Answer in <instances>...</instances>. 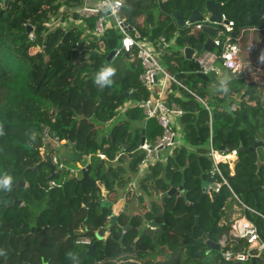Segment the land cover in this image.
Masks as SVG:
<instances>
[{
    "label": "trees",
    "instance_id": "1",
    "mask_svg": "<svg viewBox=\"0 0 264 264\" xmlns=\"http://www.w3.org/2000/svg\"><path fill=\"white\" fill-rule=\"evenodd\" d=\"M200 1L168 0L160 7L167 18L176 9L186 15L189 5ZM215 1L224 2V11L236 20L237 26L262 25L254 9L243 11L242 0ZM83 2L0 0V123L4 125V135L0 136V176L13 177L11 191L0 190V249L5 252L0 256V264L16 263L20 252L25 260L40 264L39 256L35 261L30 256L35 249L47 254L46 258L54 249L60 250L65 255L59 263H89L80 254L76 260L67 256L80 248L81 234L77 229L84 226L96 230L108 223L111 213L101 203H117L123 197L119 190L128 189L140 171L143 136L153 142L162 133L158 121L147 119L142 108L135 103L125 106L132 98L128 92H135L136 100L158 95L157 89L149 90L139 79L143 71L141 60L135 51L121 52L107 60L120 33L111 29L100 40L93 37L96 19L77 13ZM149 6L144 0H129L122 13L128 23L136 26L140 36H150L148 27L153 25L152 37L162 40L164 30L167 29L168 37L173 24L156 19ZM141 14L145 15V22L140 26L136 19ZM58 19L61 20L57 25L48 27V23ZM78 20L81 24L75 23ZM186 30L182 32L186 34ZM31 32L35 35L33 40ZM182 42L185 44V40ZM193 42L197 44L194 38ZM166 56L169 70L201 96L210 110L187 90L173 85L174 91L166 95L167 100L177 102L185 111L173 121V126L182 133L180 145L167 155L165 162L147 168L140 180L139 200L142 204L149 198L150 206H143L137 214L126 209L118 212L103 248L109 257L134 255L163 262L158 264H237L224 260L221 254L213 259L208 257L216 250L208 249L200 239L195 226V203L200 226L213 241L218 242L230 232L234 222L227 215L230 200L237 202L255 222L264 238V164H257L258 159L264 163V145L256 153L249 149L257 140L264 142V54L255 63H245L239 76L229 74L221 78L216 87L219 93L212 97L200 90L199 83L206 81L196 75L192 61L175 50ZM105 65L117 71L114 83L100 88L94 77ZM188 67L193 68L194 75L186 79ZM33 131L37 134L34 141L30 139ZM211 133L216 148L238 149L241 142L247 147L238 153L234 174L229 163L220 164L230 187L222 184L212 198L204 187L213 168L208 154ZM45 136L73 143V149L88 157L86 164L92 166L90 176L78 181L82 176L76 179L66 173L62 178L59 172L51 185L48 167L33 169L43 159L42 147L52 149ZM102 153L107 159L100 157ZM21 179L26 185H19ZM217 180L221 182V177L217 176ZM99 182L108 191L107 196ZM181 185L185 188L183 193L161 197ZM12 191L23 201L21 204L14 205ZM153 220L160 225L154 229L146 227ZM181 248L182 260L171 262L169 254L172 252L173 256ZM103 257L104 253L100 255ZM241 264L254 263L251 260Z\"/></svg>",
    "mask_w": 264,
    "mask_h": 264
},
{
    "label": "built area",
    "instance_id": "2",
    "mask_svg": "<svg viewBox=\"0 0 264 264\" xmlns=\"http://www.w3.org/2000/svg\"><path fill=\"white\" fill-rule=\"evenodd\" d=\"M159 3L166 0H158ZM125 5V0L117 6L115 0H84L83 5L77 9V13L83 18L93 17L96 19L92 36L97 40L102 39L106 33L114 28L120 33L122 47L116 49L115 56L121 52H136L137 57L141 60L143 71L140 74V81L149 90L157 87L158 95L150 96L146 99L137 100L136 105L143 109L147 119L155 118L162 127V133L152 141H145L141 144V149L144 151L139 169L149 167L159 161H164L168 154L172 153L177 146L180 145V138L182 133L173 126V117L182 116L185 111L177 102H170L166 95L172 92L173 85H178L187 90L196 99L205 104L207 109L209 106L206 101L196 94L195 91L188 88L178 77L169 72L161 63V50L152 41L141 40L134 36L123 16L122 10ZM57 22L48 23V27L57 25ZM187 27L202 29L204 25H210L216 28V36L213 38L214 47L211 50L199 49L196 50L192 56V61L195 64V73L199 67V72L209 74L215 72L220 77L224 71L239 76L245 67V61L241 56V40L246 30L252 27L237 26L234 18L230 17L226 11L221 14V21H212L207 15L202 21L190 23L187 21ZM34 33H30V39L33 40ZM159 44L166 45V39H163ZM210 110V109H209ZM212 115L210 122L212 124ZM47 128L45 132H47ZM66 145L69 150L73 149V143L67 140L53 139L51 149V159L56 166L58 172L73 174L78 178V173L86 167L82 162H76L77 167L70 166L67 159L62 158L59 154V147ZM49 149L42 147L41 154H44ZM208 154L213 161V168L210 171L212 174V183L207 184L205 193L211 198L216 194L222 184L230 187L228 179L223 175L220 167L221 163H235L238 158L237 149H231L226 146L216 148L213 144L212 133L209 139ZM225 152H235V156H225ZM102 159H107L105 154H99ZM87 156H83L85 159ZM88 158V157H87ZM217 176L221 177V182L217 180ZM55 182L51 181L53 185ZM236 196V195H235ZM237 197V196H236ZM238 198V197H237ZM244 205V204H243ZM245 206V205H244ZM262 215L259 212H256ZM264 217V216H263ZM111 215L108 216V219ZM231 234L241 240L244 245L242 248L228 247V237L224 236L220 240L221 256L224 260L233 263H245L253 258H264V238L261 236L259 229L255 222L246 217L235 219L231 226Z\"/></svg>",
    "mask_w": 264,
    "mask_h": 264
},
{
    "label": "water",
    "instance_id": "3",
    "mask_svg": "<svg viewBox=\"0 0 264 264\" xmlns=\"http://www.w3.org/2000/svg\"><path fill=\"white\" fill-rule=\"evenodd\" d=\"M223 8H224V2H219V1H215V0H202L199 3H197L195 6L193 4H190L188 9L190 11L188 17H186L179 9L174 10L171 13L172 18L175 20L176 26L179 27L180 29H191L189 27H187V21L190 23H194L196 21H202L205 16L209 15L212 21L215 22H219L221 21V14L223 12ZM255 13L257 16L259 17H264V0H259L257 2V4L255 5ZM130 29H133V27H130ZM166 30H164L163 32V37H165L166 34ZM200 31L206 36L205 39H199L197 44H194L193 42V37L190 35L185 39V46L183 48V54L185 56L186 59L188 60H192V56L195 53L196 50L199 49H208L211 50L214 47V43H213V38L216 36V28L210 25H204L202 29H200ZM68 36V33L65 35V38L63 39V41H65L66 37ZM136 36L139 37V33L136 32ZM79 47L82 48V43H79ZM117 48H121L122 47V41L121 39L118 40L117 43ZM116 54V49H112L107 57V60H112L115 57ZM199 67L197 68V72L196 75L201 78L202 80L208 82L210 80H213L215 78H217V74L213 71L209 74H204L202 72H199ZM127 95H129L130 97L134 98L136 96L135 92H128L126 93ZM55 111L54 109L52 110V115H54ZM146 137L143 136L142 139V143L145 141ZM261 145H264V142L262 140H257L253 143L252 146L249 147V149L251 151H253L254 153L257 152V148ZM247 147L243 146V143H240V147L237 149L238 153L246 150ZM51 151L49 150L48 152H46L44 154V158L36 164V166L33 169H39L41 166H46L49 168L50 174L48 175V180L54 181V179L58 176V171L56 170V166L53 163L52 159H51ZM59 154L62 158L67 159L68 161L71 162H79L83 159V154L77 150H69L68 147L66 145H61L59 147ZM257 164L259 166L263 165L264 163L260 161V159L257 160ZM91 164H87L86 167L82 170L83 175L81 178L77 179L78 181H83L84 179L88 178L90 176V171H91ZM212 183V174L211 172L209 173V178L207 180L206 183H204V187L206 188L207 184ZM26 182L24 180H20L19 181V185H25ZM101 187H102V183L99 182L98 183ZM185 190L184 186L181 185L179 187H172L170 190L162 193L161 197H167V196H171L173 194H180L183 193ZM12 194L14 195V205L17 204H21L23 201L21 199H19L14 191H12ZM108 192H106L104 195L107 196ZM204 194V193H203ZM124 203V199H120L115 205L110 202V201H103L102 207L107 206L109 209V212L111 213V218L109 219L107 225L100 227L97 231L94 230H90L88 231V235H94L96 237V241L90 245L88 248L89 249H95L97 247V244L99 241L105 239V234L107 232L108 229H110L112 227V225L115 223V221L117 220V214L118 212L121 211L122 205ZM87 204H91V203H87ZM195 207H196V217H195V226L198 228L199 230V234H200V239L204 240L206 243V246L209 249H214V250H220V245L219 243H217L216 241H213L210 238V235L208 232H204L203 229L200 226V221H199V215H198V203H195ZM151 226H159L160 223H157L156 221H151L149 223ZM130 226H126L125 230L128 229ZM22 258H20L21 262ZM252 261L254 263L259 262L261 263L263 260L261 258H253ZM238 264H241L238 262Z\"/></svg>",
    "mask_w": 264,
    "mask_h": 264
},
{
    "label": "rangeland",
    "instance_id": "4",
    "mask_svg": "<svg viewBox=\"0 0 264 264\" xmlns=\"http://www.w3.org/2000/svg\"><path fill=\"white\" fill-rule=\"evenodd\" d=\"M144 1L150 5L149 9L151 10V13H153L155 15L156 19H158V20L161 19L162 21L166 20L167 23L172 22V19L170 17L165 18V14L163 15V12H162V9L160 7V3L158 0H144ZM189 13H190V11L186 10L185 16L188 17ZM153 27H154L153 25L148 27L149 34H150L148 39L152 40L153 43L161 42L160 39L152 37L153 36ZM185 32H186V34L184 32H182V29H179L178 27L173 26V28L169 32V36L173 35L175 40H172L171 37L168 38L166 41L167 46L163 47V45L161 44V47H159V50L163 51L164 53L165 52L168 53L171 50H175V51H179L180 55H182L183 54V48L185 46V44L182 42V40H185L187 34L191 33L189 35H191L195 39L196 42H198L199 39H205L206 38V36L200 30H198L194 27H192L191 29H187ZM262 32L263 31L260 29L257 30V29H252V28H249L248 30H246L244 32L243 38H242V49H243L242 51L243 52L241 53V56L245 58V63H251L253 61H258L259 58L261 57V55L264 54V41H263ZM177 39H180V41H177ZM141 40H144V39L141 38ZM167 53H165V55L163 56L164 59L162 60V62L163 61L168 62L169 57L166 56ZM171 59L172 58H170V60ZM247 60H248V62H246ZM252 68H253L252 65H250L251 70H252ZM192 71H193V68H190V67L187 68V70L185 72V74L187 76L186 79H188V77L190 75H192V74L194 75V73ZM228 75H229V73L227 71H224L220 77H217V78L210 80L206 83L200 82L199 83L200 90L204 91V93H206L207 96L209 94V96L212 97L213 95L219 93V91L216 87L219 84L220 79L221 78L225 79V77ZM189 84H192V83L189 82ZM156 89H157V87L152 89V91H154ZM249 95L251 96L252 93L250 92ZM135 100H136L135 98L129 99L130 103H134V102L136 103L137 100L136 101ZM112 124H113V122H111L109 124V126L111 127ZM52 138H53L52 136H45V141L47 143H50L49 140ZM233 156H235V155H233ZM87 161H88V159L85 158V159H82L80 162H82L83 164H86ZM67 163L70 166L77 167L76 162H71V161L67 160ZM232 164H234V163H232ZM81 173L82 172H79L78 176H82ZM60 176L63 178L65 176H67V174L64 172H61ZM141 190H142V188H141ZM148 201H149V198H148ZM235 203H237V202H235V201L233 202L232 200L229 201L228 209H227L228 217L232 218L236 214H242L243 213V209ZM147 204H149V203H147ZM85 238L86 237H82L83 240ZM182 253H183V248H181L177 254L172 256V259H174L175 263L182 260L181 259ZM220 254H221V250H219V251L216 250L215 252L210 253V255L208 257L213 259L217 255H220ZM149 260H151V259H149ZM149 260H147V263H145V262L140 261L139 259L137 260L135 256H129V257L125 256L124 258L120 259L119 262H112V263H114V264H116V263H119V264H139V263L140 264H155V260H151V261H149Z\"/></svg>",
    "mask_w": 264,
    "mask_h": 264
},
{
    "label": "crops",
    "instance_id": "5",
    "mask_svg": "<svg viewBox=\"0 0 264 264\" xmlns=\"http://www.w3.org/2000/svg\"><path fill=\"white\" fill-rule=\"evenodd\" d=\"M127 1H129V0H125V4L127 3ZM166 1H168V0H166ZM166 1H162L160 4H162V3H164V2H166ZM197 3H199V2H196V3H191V4H193L194 6L197 4ZM189 10V9H188ZM181 11V10H180ZM183 14H184V12L183 11H181ZM166 15V14H165ZM185 15V14H184ZM170 18L172 19V24H173V26H176V23H175V20L172 18V16L170 15ZM261 19H262V21H264V17H261ZM61 19H59V21H60ZM144 22H145V15L144 14H141V15H139L138 17H137V19H136V24H138V25H142V24H144ZM75 23L76 24H81V22L78 20V21H75ZM128 23V22H127ZM129 24V27H133V29H131V31H132V34L134 35V36H136V32L137 33H139L138 31H137V28H136V26L134 25H131L130 23H128ZM177 27V26H176ZM179 28V27H178ZM112 29H114V28H112ZM180 29V28H179ZM183 29V28H182ZM252 29H260V30H262L263 32L262 33H264V25H262V26H260V27H252ZM111 30V29H110ZM137 37V36H136ZM148 35L147 36H144V37H142V36H140V34H139V37L138 38H145L146 39V41H152V40H150V39H148ZM172 38V40H175V38H174V36L173 35H170V36H166V34H165V37H162V40L163 39H166V41H167V39L168 38ZM162 40H160V41H162ZM160 42H155L154 44L157 46V49L159 50V47H161V44H159ZM167 46V44L164 46L163 45V47H166ZM164 52L162 51V53H161V63L163 64V66L169 71V72H171L170 70H169V68H168V65H167V62H162V60L164 59ZM183 56H184V54H182ZM184 58H185V56H184ZM243 59H244V61H245V58L244 57H242ZM186 59V58H185ZM188 60V59H187ZM190 61H192V60H190ZM193 62V61H192ZM257 62V61H256ZM194 63V62H193ZM253 63H255L254 61H253ZM196 68V67H195ZM172 73V72H171ZM172 74H174V73H172ZM230 74V73H229ZM175 75V74H174ZM232 75V74H231ZM236 77V76H235ZM139 79H140V76H139ZM172 90H173V88H172ZM174 91V90H173ZM133 92V91H132ZM135 103V102H134ZM131 104H133V103H130V101L128 100L127 102H126V104H125V106H129V105H131ZM125 109V107H123L122 108V111ZM178 116H175V117H173V121L174 120H178V118H177ZM53 139L54 138H52V139H50L49 140V142L53 145ZM165 159H166V157L164 158V161L163 162H165ZM238 159V158H237ZM236 162H237V160H236ZM235 162V163H236ZM235 163L234 164H232L231 166H230V168H231V172H232V174H234V168H235ZM87 165V164H86ZM148 167H145V168H142L136 175H135V177L133 178V180L131 181V184L129 185V187H128V189H126V190H119V192H120V194L123 196L122 198H120V199H124V203H123V205H122V208H121V211L123 210V209H126V210H128L131 214H137V213H141L142 212V207L143 206H146V204L148 203V199H147V201L145 202V203H140V194H141V192H142V190H141V182H140V180H141V178L144 176V173L148 170L147 169ZM102 191H104L105 193L106 192H108V191H105V187H104V185H102ZM129 192H131V193H129ZM238 200H239V197H238ZM114 205L116 204V203H113ZM236 204V203H235ZM238 205V204H237ZM147 206H150V203L149 204H147ZM244 206V205H243ZM140 210V211H139ZM252 211H254L253 209H251ZM239 215V216H238ZM240 217H246V218H248L249 220H251V218H249V217H247L246 215H245V212H244V210H243V213L242 214H236L235 216H233L232 218L235 220V219H238V218H240ZM199 221H200V218H199ZM251 221H253V220H251ZM254 222V221H253ZM150 227L151 229H154L156 226H151L150 224H146V227ZM143 228H144V226H143ZM202 228V227H201ZM110 229H108V233H110V231H109ZM224 236H227L228 237V239H229V241H228V247H232V248H242L243 247V245H244V243L241 241V240H238V238H236V237H234L232 234H231V230H230V232H229V234H225V235H223L222 237H221V239L224 237ZM220 239V240H221ZM220 240L217 242V243H219V245H220ZM205 242V241H204ZM220 247H221V245H220ZM209 249V248H208ZM211 250V249H210ZM220 250H221V248H220ZM217 251H219V250H217ZM125 256H127V257H129V256H134V255H126V254H124V257ZM169 256H171V262L174 260V259H172V252L169 254ZM136 257V256H135ZM136 259L138 260L139 258L138 257H136ZM149 259H151V260H155V264H158V263H163L161 260H159V259H155V258H145V259H139L140 261H142V262H145V263H147V260H149ZM262 259V258H261ZM151 260H149V261H151ZM168 260V259H167ZM263 261L262 262H264V258L262 259ZM169 261H170V259H169ZM251 261V260H250ZM167 262V261H166ZM261 262V263H262ZM139 263V262H138ZM246 263V262H245ZM252 263H254L253 261H252ZM256 263H258V264H261V263H259V262H256ZM140 264V263H139ZM238 264V263H237ZM255 264V263H254Z\"/></svg>",
    "mask_w": 264,
    "mask_h": 264
},
{
    "label": "flooded vegetation",
    "instance_id": "6",
    "mask_svg": "<svg viewBox=\"0 0 264 264\" xmlns=\"http://www.w3.org/2000/svg\"><path fill=\"white\" fill-rule=\"evenodd\" d=\"M242 1L243 2L241 4V8L243 9V11L246 9L248 11H251V10L255 9V5L257 4V2L259 0H242ZM262 25H264V21H262ZM92 204L93 203L87 204V205L91 206ZM90 230H93V229H85L84 226H80L77 229L76 232L78 234H81V236L78 240V245L80 246V248L74 250V251H77L75 254H80V256L83 260H86L89 262L87 264H114L112 262H119L120 259L124 258V254L118 255L115 257H109L107 255L108 251H106L107 249H104L103 247L106 245L108 237L111 236V234L108 233V230L105 234V239L99 241L97 244V247L95 249H89L88 247L96 241V237L94 235H88V231H90ZM97 230L98 229H96L94 231H97ZM124 230H125V227H124ZM82 237H86V238L83 240ZM104 251H106V252H104ZM32 252H33V254L31 253L30 256H33L32 259L34 261L36 260L37 256H39L41 258L42 261L40 264H67V263H59L61 261L62 257L65 255V254H61L60 250L54 249L53 251H51L52 253L49 254L48 258H46L47 254L46 255L43 254L38 249L32 250ZM102 253L105 254V257L100 258V255ZM21 257H22V260H21V262H19ZM13 264H35V263H33L31 261V259L25 260L23 257V252H20L18 261L16 263H13ZM71 264H75V263H71ZM116 264H119V263H116Z\"/></svg>",
    "mask_w": 264,
    "mask_h": 264
},
{
    "label": "clouds",
    "instance_id": "7",
    "mask_svg": "<svg viewBox=\"0 0 264 264\" xmlns=\"http://www.w3.org/2000/svg\"><path fill=\"white\" fill-rule=\"evenodd\" d=\"M116 5L118 6L121 3V0H115ZM117 69L110 65H105L102 67L95 75L94 77V83L98 85L100 88L110 87L113 83V77L116 75ZM224 92L226 93L228 91V88L226 84L224 85ZM4 135V125L0 123V136ZM36 132L33 131L31 140L36 139ZM13 183V177L9 174H3L0 176V190H6L11 191ZM5 255V252L3 249H0V256ZM68 258L71 260H76L78 255L72 252H69L67 254Z\"/></svg>",
    "mask_w": 264,
    "mask_h": 264
},
{
    "label": "bare ground",
    "instance_id": "8",
    "mask_svg": "<svg viewBox=\"0 0 264 264\" xmlns=\"http://www.w3.org/2000/svg\"><path fill=\"white\" fill-rule=\"evenodd\" d=\"M228 155L233 156V155H235V152L233 153V155H232V153H231V154H228ZM228 155H225V156H228ZM233 157H234V156H233Z\"/></svg>",
    "mask_w": 264,
    "mask_h": 264
}]
</instances>
